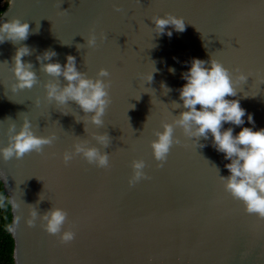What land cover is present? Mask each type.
Wrapping results in <instances>:
<instances>
[{
	"label": "water",
	"instance_id": "obj_1",
	"mask_svg": "<svg viewBox=\"0 0 264 264\" xmlns=\"http://www.w3.org/2000/svg\"><path fill=\"white\" fill-rule=\"evenodd\" d=\"M0 21L29 24L27 40L0 44V147L10 143L27 120L40 137L55 136L40 153L0 159V181L11 209L15 233L14 264H264V218L245 211L225 191L220 177L228 170L211 138H189L174 126L166 160L154 159L151 142L163 124L172 123L183 107L181 74L193 58L215 59L230 73L248 76L235 97L254 125L264 128V0H5ZM182 17L185 31L171 37L154 32L152 18ZM38 27V30H37ZM172 30L166 26V31ZM94 35L96 45L87 39ZM26 45L22 61L32 65L37 83L13 93L12 57ZM45 50L62 66L72 55L77 70L96 79L108 77L109 104L100 127L74 102L61 108L45 99L52 78L37 61ZM153 80L145 82L152 70ZM208 66L207 64L205 65ZM169 67L176 69L172 74ZM171 91L166 95L161 84ZM247 95V96H246ZM255 95V96H253ZM39 100V104H37ZM200 106L197 105V108ZM107 135L109 144L95 135ZM196 142H195V141ZM86 143L107 153V167L90 164L80 154L65 163V152ZM203 144L204 147H198ZM143 160L146 179L130 185L132 163ZM52 208L67 213L63 231L74 239L62 242L49 234L41 217ZM36 212L35 218L32 212ZM32 220L29 224L28 221Z\"/></svg>",
	"mask_w": 264,
	"mask_h": 264
},
{
	"label": "clouds",
	"instance_id": "obj_2",
	"mask_svg": "<svg viewBox=\"0 0 264 264\" xmlns=\"http://www.w3.org/2000/svg\"><path fill=\"white\" fill-rule=\"evenodd\" d=\"M154 32L158 35L166 34L171 37L173 30L182 33L185 31V21L182 17L167 14L164 17L152 18ZM166 26H171L172 30L166 31ZM38 30V27H37ZM29 36V24L21 22L19 19L10 21H0V44L11 41L17 44L27 40ZM89 47L96 45V37L90 36L87 41ZM30 54V49L26 45L17 48L12 57V73L15 83L11 87L13 93L18 90L31 89L37 83V76L32 71V65L22 61V57ZM56 52L45 50L42 55L37 56V61L41 62L42 70L52 78L63 77L66 83L63 87L50 81L45 87V99L48 102H55L61 108L69 101H74L80 109L88 114L90 122L100 127L103 124L102 117L106 106L109 104L108 87L109 84L101 79L108 77L106 69H100L97 78H86L77 70L75 57L68 55L63 66L59 62H51ZM208 65L207 67L205 65ZM187 71L181 74L185 81L179 88V100L182 104L173 102V107H183L185 109L176 117L172 123L163 124V131L155 133L156 139L151 142L153 157L156 161L166 160L173 143L174 126L182 129L183 134L196 140L203 138L212 141V146L229 163L224 167L228 170L227 177H220L224 189L233 198L241 201L245 211L264 218V128L254 131L252 127H241V130L233 135L234 128H224V124L242 126L243 119L247 115V122L254 125L253 115L246 113L241 107L240 101L236 99H226L225 97H235L237 89L244 84L248 75L239 72L232 74L221 63L212 59L208 62L193 58ZM158 71L152 65V70L146 75L145 82L153 80V73ZM168 71L175 73L174 67H169ZM166 95L171 91L165 83L161 84ZM247 96V95H246ZM255 96V95H253ZM39 104V100H37ZM197 105L200 107L197 108ZM95 140L102 146L109 144V137L105 135H95ZM55 136L40 137L34 134L27 120L22 124L19 132L10 137V143L5 147H0V159L8 161L11 158L20 159L30 152L40 153L43 146L50 145ZM195 141V140H194ZM196 142V141H195ZM198 147H204L203 144ZM74 154H80L90 164L97 167H107L109 158L107 153H101L95 147H88L86 143H76L74 153L65 152L63 160L68 163ZM133 175L129 184H135L141 179H146L143 171L145 163L143 160H135L132 163ZM2 187V186H0ZM18 207L17 203L0 190V210ZM36 212H32L35 218ZM18 218L5 225L6 231L15 233V224ZM43 226L49 234L60 233L62 242H69L74 239L71 231H61L67 219V213L61 208H52L41 217ZM29 224L32 220L28 221Z\"/></svg>",
	"mask_w": 264,
	"mask_h": 264
},
{
	"label": "trees",
	"instance_id": "obj_3",
	"mask_svg": "<svg viewBox=\"0 0 264 264\" xmlns=\"http://www.w3.org/2000/svg\"><path fill=\"white\" fill-rule=\"evenodd\" d=\"M5 0H0V15L5 9L6 4L2 5ZM0 190L4 192L3 183L0 181ZM5 194V193H4ZM12 222L11 209L0 210V264H14L13 250L14 241L11 234L6 231L5 225Z\"/></svg>",
	"mask_w": 264,
	"mask_h": 264
},
{
	"label": "snow or ice",
	"instance_id": "obj_4",
	"mask_svg": "<svg viewBox=\"0 0 264 264\" xmlns=\"http://www.w3.org/2000/svg\"><path fill=\"white\" fill-rule=\"evenodd\" d=\"M252 74L251 73H249V76H251Z\"/></svg>",
	"mask_w": 264,
	"mask_h": 264
}]
</instances>
